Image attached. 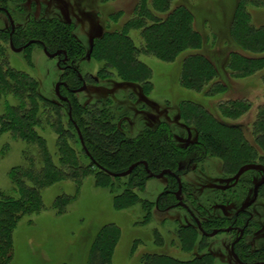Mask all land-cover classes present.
<instances>
[{
    "label": "rangeland",
    "instance_id": "1",
    "mask_svg": "<svg viewBox=\"0 0 264 264\" xmlns=\"http://www.w3.org/2000/svg\"><path fill=\"white\" fill-rule=\"evenodd\" d=\"M172 1L193 13L195 27L203 37V45L198 52L212 62L219 73V81L224 84L221 93L215 96L192 92L180 81L181 60L187 53L175 63L140 55L139 61L151 69L149 88L117 78L113 70L108 69L111 75L106 74L103 61L92 55V51L105 34L120 31L126 25L129 38L136 47L140 46L141 30L129 27V23L137 17L141 0H0V5L14 21L13 35L17 39H27V33L37 31L42 23L50 28L57 25L83 51L84 59L73 64H70L66 52L50 59L39 45H31L15 53L9 46V21L0 12V71L6 74L8 83L14 80L7 73L15 71L20 80L35 84L34 92L42 98L37 115L43 121L34 129L45 140L54 164H59V135L55 126L44 119L49 114L53 118L56 116L63 129L75 133L64 110L65 102L56 94V86L60 82L74 80L68 70L73 66L83 78L85 88L70 95L62 86L60 95L84 107L106 104L127 138L135 139L145 131H153L157 125L166 123L171 127L173 143L180 151H192L199 135L197 130L183 122L181 111L185 102H194L205 107L221 122L230 121L239 126L247 141L259 154L263 153L252 135L256 112L264 105L263 73L238 79L226 69L231 52L249 56L228 41L232 15L239 0ZM249 11L256 25L264 24V6L250 7ZM70 88L76 90L79 86ZM237 101L249 104V110L235 121L224 118L221 105L231 106ZM20 104L12 93L0 91V205L21 197L19 169H26L31 161L42 165L36 145L28 144L1 126L3 116ZM68 138L71 146L76 147L72 135ZM195 154L184 161L185 169L180 176L182 201L204 222L208 233L220 228L218 224L221 222L226 228L231 225L230 220L238 217L244 220L243 214L239 216L240 212L250 214L246 220V224L249 220L246 233L236 245L239 244L242 253L262 251L264 190L258 187L264 183V164L256 161L232 173L220 157ZM171 178L169 175L163 179L149 178L143 186L134 187L132 191L127 188L126 178L103 183L93 176L82 182H57L43 189L40 191L43 206L17 220L9 264H89L91 259V264H94L91 249L104 226L119 230L111 264H142L141 257L148 253L168 255L181 261L205 257L211 264H237L231 256V245L239 236L236 231L204 237L186 210L171 207L164 211L156 206L165 190L172 192ZM26 184L31 183L26 180ZM127 189L135 196V201L129 206L119 207L117 199ZM183 240L193 243L194 247L187 250Z\"/></svg>",
    "mask_w": 264,
    "mask_h": 264
},
{
    "label": "trees",
    "instance_id": "2",
    "mask_svg": "<svg viewBox=\"0 0 264 264\" xmlns=\"http://www.w3.org/2000/svg\"><path fill=\"white\" fill-rule=\"evenodd\" d=\"M261 6H264V0L238 1L232 15L233 21L228 41L233 43L234 47H239L244 53H248L249 56L236 51L231 52L227 59L226 69L231 76L238 79L263 73L264 84V24L256 25L249 11L250 7ZM0 8L3 6L0 5ZM194 21L190 9L175 4L172 0H141L137 17L129 23V27L133 26L141 30L140 46L136 47L133 44L126 25L120 31L105 34L94 47L92 55L94 54L97 59L103 61L107 75H111L108 73V69L113 70L117 74V78L141 83L144 87L149 88L151 86V69L139 61L140 55L151 56L166 63H175L182 54L187 53L181 60L180 81L186 89L212 97L221 93L224 84L221 83V80L219 81V73L212 62L198 52L203 45V37L196 29ZM42 25L37 31L28 32L27 39H17L14 33L12 37L14 47L20 48L29 41L36 40L41 42L50 54L57 51L66 52L70 64L84 59L83 51H80L76 47L77 45L72 43L68 33L61 31L57 25L54 28L47 27L45 23ZM36 45L43 49L42 45ZM73 68L75 67L73 66ZM68 70L74 80L65 82V91L71 95L70 86L78 85L81 88L82 82L77 77L76 68ZM7 74L12 76L11 79L14 82L9 80L8 83L6 74L0 71V91L12 93L20 100L21 104L19 107L10 108L9 114L3 116L1 126L28 144L36 145L40 150L42 165L38 166L31 161L29 167L19 169V176L21 179L24 178L19 180L21 197L16 200H7L0 205V264L11 262L14 247L13 230L19 217L40 209L43 206L40 191L54 186L57 182L66 180L82 182L90 176L103 183L111 182L117 178L108 176L100 168L118 174L126 172L130 166L138 162L145 163L152 174L158 175L162 171L168 170L180 179L181 172L185 169L184 161L194 156L195 153L202 156L211 154L220 157L227 170L232 173H237L242 167L256 161L264 164V105H261L257 110L252 128L255 144L263 152L259 154V151L244 137L239 126L231 124L230 121L221 122L198 103L185 102L181 118L187 126L197 130L199 137L198 142L193 145L192 151L183 152L173 143L171 127L166 123L157 125L153 131H145L135 139L127 138L121 132L119 122L106 104L84 107L72 99H68L69 103H65L64 110L75 133L63 129L56 116L54 119L49 114L44 119L55 126L59 135V164L56 165L52 161L45 140L34 129V126L43 121L37 115L39 101L42 98L35 94V84L20 80L21 78L15 75L18 74L15 71H9ZM69 107L71 108L72 121L68 117ZM249 108V104L241 101L233 102L231 106L221 105L224 118L231 121L243 116ZM72 122L78 127L87 152L93 161L83 150ZM71 135L77 143L76 147L71 146L68 141V137ZM190 152L192 153L189 155ZM171 177L173 190L169 193H167L168 190H165L162 195L170 196L163 199L160 196L156 203V206L164 211L177 205L174 193L178 191V184L176 179ZM125 178L128 181L127 188L131 191L134 187L143 186L149 180L144 165H139ZM26 180L31 184L25 185ZM258 188L264 190V183ZM128 189L118 197L117 205L119 207L129 206L135 201V196ZM183 203L200 221L193 209L185 201ZM241 214L245 217L244 220H239V217L230 220L231 225L226 228H223L221 222L218 224L220 228L214 230L244 228L246 220L251 216L248 213L244 215L245 212H240L239 216ZM200 223L205 231L204 222L200 221ZM221 224L222 226H220ZM194 225L196 226L195 223ZM118 239V229L104 226L99 231L91 249L95 258L94 264H111ZM183 245L187 250L194 247L193 243H187L185 240H183ZM235 253L244 263H264V249L257 254L242 253L238 244L235 247ZM141 262L142 264H211L210 259L205 257L181 261L172 256L154 253L144 254L141 257ZM91 263L92 259L89 261V264Z\"/></svg>",
    "mask_w": 264,
    "mask_h": 264
},
{
    "label": "water",
    "instance_id": "3",
    "mask_svg": "<svg viewBox=\"0 0 264 264\" xmlns=\"http://www.w3.org/2000/svg\"><path fill=\"white\" fill-rule=\"evenodd\" d=\"M0 12H3L6 16H7V19L9 21V25H10V33H9V46L11 48V50L15 53H20L22 52L23 50L27 49L28 47H30L31 45H36V44H40L42 45L41 42L39 41H36V40H31L29 41L27 44H25L24 46L20 47V48H15L14 45H13V41H12V37H13V34L15 32V24H14V21L12 19V17L10 16L9 12L4 9V8H0ZM43 46V45H42ZM43 51L45 53V55L50 58V59H53L55 57H58L60 56L61 54H64L65 55V52L64 51H57L53 54H50L46 48L43 46ZM73 70H75V68H71ZM77 77L78 79L82 82V86L83 88H79L77 90H72L71 93L72 94H78L80 93L85 87V82L83 80V78L80 77L79 73H77ZM66 87L65 83H62L60 82L57 86H56V94L58 95V97L60 98V100H62V102H65V103H69L68 99L67 98H64L60 95V87ZM68 116H69V119L72 120L71 118V108L69 107V112H68ZM73 126L75 127L76 131H77V134H78V137H79V140H80V143L82 145V148L83 150L85 151V153L87 154V156L92 160L91 156L89 155V153L87 152V149L85 147V144L83 142V139H82V136H81V133L78 129V127L76 126V124L74 122H72ZM93 161V160H92ZM139 165H144L145 167V170H146V173L148 175V178H156V179H163L166 175H171L173 176L176 181H177V184H178V191L176 193V200H177V205L176 207L178 208H182L184 210L187 211V213L190 215V217L193 219L194 223L196 224V227L198 229V231L204 236V237H213L215 236L216 234L220 233V232H231V231H236L239 236L234 240V242L232 243L231 245V256L233 258V260L237 263V264H247V263H244L242 262L239 257L237 256V254L235 253V246L236 244L242 239L243 235H244V232H245V228L247 227L248 225V222L247 224L245 225L244 228L242 229H237V228H227V229H220V230H214L212 231L211 233H206L202 226H201V223L200 221L193 215V213L189 210V208L183 203L182 199H181V195H182V183L180 181V179L174 175L171 171H168V170H165V171H162L160 174L158 175H155V174H152L149 170H148V167L145 163L143 162H138L136 164H133L132 166H130V168L126 171V172H123V173H118V174H115V173H111V172H108L106 170H103L102 168H100V170L104 171L108 176L110 177H113V178H125L127 176H129L134 170L135 168H137ZM99 168V167H98ZM255 264H258V263H255ZM259 264H264V263H259Z\"/></svg>",
    "mask_w": 264,
    "mask_h": 264
},
{
    "label": "flooded vegetation",
    "instance_id": "4",
    "mask_svg": "<svg viewBox=\"0 0 264 264\" xmlns=\"http://www.w3.org/2000/svg\"><path fill=\"white\" fill-rule=\"evenodd\" d=\"M244 234H245V232H244ZM248 264V263H247ZM255 264V263H254ZM259 264V263H258Z\"/></svg>",
    "mask_w": 264,
    "mask_h": 264
}]
</instances>
